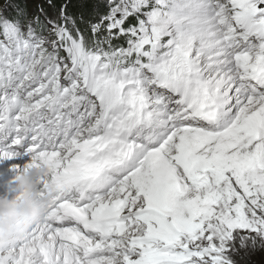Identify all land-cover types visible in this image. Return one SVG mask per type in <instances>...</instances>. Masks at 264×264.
<instances>
[{
	"label": "snow or ice",
	"instance_id": "6c2138e0",
	"mask_svg": "<svg viewBox=\"0 0 264 264\" xmlns=\"http://www.w3.org/2000/svg\"><path fill=\"white\" fill-rule=\"evenodd\" d=\"M23 156L59 195L0 264H252L264 0H5L0 162Z\"/></svg>",
	"mask_w": 264,
	"mask_h": 264
},
{
	"label": "clouds",
	"instance_id": "9594fccd",
	"mask_svg": "<svg viewBox=\"0 0 264 264\" xmlns=\"http://www.w3.org/2000/svg\"><path fill=\"white\" fill-rule=\"evenodd\" d=\"M49 175L44 162H33L15 175V195L11 199L7 194L0 195V244L21 239L48 212L59 195L50 182L41 185L42 178Z\"/></svg>",
	"mask_w": 264,
	"mask_h": 264
},
{
	"label": "bare ground",
	"instance_id": "6f19581e",
	"mask_svg": "<svg viewBox=\"0 0 264 264\" xmlns=\"http://www.w3.org/2000/svg\"><path fill=\"white\" fill-rule=\"evenodd\" d=\"M29 162L27 156L0 162V195L7 194L9 199L15 195L13 192L15 187L14 177Z\"/></svg>",
	"mask_w": 264,
	"mask_h": 264
},
{
	"label": "rangeland",
	"instance_id": "374dc122",
	"mask_svg": "<svg viewBox=\"0 0 264 264\" xmlns=\"http://www.w3.org/2000/svg\"><path fill=\"white\" fill-rule=\"evenodd\" d=\"M4 4L5 0H0V8H3ZM26 5L30 7V0H27ZM252 264H264V254H257L255 257H253Z\"/></svg>",
	"mask_w": 264,
	"mask_h": 264
},
{
	"label": "trees",
	"instance_id": "16d2710c",
	"mask_svg": "<svg viewBox=\"0 0 264 264\" xmlns=\"http://www.w3.org/2000/svg\"><path fill=\"white\" fill-rule=\"evenodd\" d=\"M19 1H20V2H22V1L25 2V0H19ZM25 3H26V2H25Z\"/></svg>",
	"mask_w": 264,
	"mask_h": 264
}]
</instances>
